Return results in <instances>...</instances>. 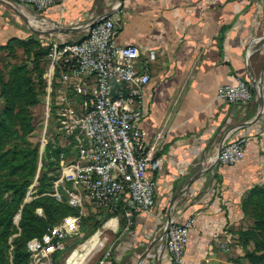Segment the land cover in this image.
Segmentation results:
<instances>
[{
  "label": "crops",
  "instance_id": "1",
  "mask_svg": "<svg viewBox=\"0 0 264 264\" xmlns=\"http://www.w3.org/2000/svg\"><path fill=\"white\" fill-rule=\"evenodd\" d=\"M39 15L62 29L109 15L115 44L136 46L137 68L146 67L150 78L141 88L137 126L161 162L148 173L154 206L131 219L122 213L126 227L111 263L127 254L135 264H169L159 253L168 218L179 224L194 219L183 264L217 256L235 238L248 192L264 186V0H60ZM84 32L55 40H78ZM150 51L155 58L145 62ZM239 80L254 94L245 109L216 96L219 86ZM258 112V120L243 126ZM237 137L247 139L243 160L215 164L223 141Z\"/></svg>",
  "mask_w": 264,
  "mask_h": 264
},
{
  "label": "rangeland",
  "instance_id": "2",
  "mask_svg": "<svg viewBox=\"0 0 264 264\" xmlns=\"http://www.w3.org/2000/svg\"><path fill=\"white\" fill-rule=\"evenodd\" d=\"M39 14L25 6L16 11L0 0V124L5 119L8 125V131L0 133V220L10 221L0 228L5 236L0 242V264H14L16 246L25 255V264H98L107 253L111 261L126 227L122 214L89 205L81 212L39 204L51 196L60 170L74 159L62 114L72 110L77 115L83 101L75 92L72 64L54 62L50 56L51 42L59 34L53 30L37 33V29L55 28L47 22L50 28L27 23V17L40 18ZM56 150H60L58 155ZM259 204L250 205L235 238L204 264H264L258 259L264 254V230L254 219L264 209V203L263 207ZM25 207L43 223V230L37 228L43 231L39 237H21ZM69 218L77 219L75 227L62 237H53V229L64 226ZM58 251L62 253L56 258ZM131 263L126 254L119 264Z\"/></svg>",
  "mask_w": 264,
  "mask_h": 264
},
{
  "label": "built area",
  "instance_id": "3",
  "mask_svg": "<svg viewBox=\"0 0 264 264\" xmlns=\"http://www.w3.org/2000/svg\"><path fill=\"white\" fill-rule=\"evenodd\" d=\"M12 1L42 13L60 0ZM114 34L115 24L107 18L85 29L78 40L58 38L51 42L50 56L54 62L72 64V76L77 81L75 92L83 98L77 115L72 110L62 114V125L73 142L74 159L60 170L51 197L81 212L85 205L110 213L121 209L131 219L133 213H147L154 206L155 188L148 173L159 170L161 162L155 157V146L147 144L146 132L137 126L142 115L141 88L150 80L147 68L139 71V49L117 46ZM144 58L145 62L153 61L155 52L150 51ZM216 96L226 104L245 109L254 94L245 81L239 80L235 85L219 86ZM246 144L244 137L226 139L214 163L229 167L239 164ZM76 222L77 219H67L51 235L62 237ZM193 224L190 218L182 224L170 220L168 227L167 222L163 226L164 247L159 253L167 254L169 264L184 263ZM45 238L50 241V237ZM98 264H111L108 253Z\"/></svg>",
  "mask_w": 264,
  "mask_h": 264
},
{
  "label": "trees",
  "instance_id": "4",
  "mask_svg": "<svg viewBox=\"0 0 264 264\" xmlns=\"http://www.w3.org/2000/svg\"><path fill=\"white\" fill-rule=\"evenodd\" d=\"M19 92H17V96L18 99H21V94H18ZM11 116V112H12V106L8 108L7 110ZM13 113V112H12ZM5 117V116H4ZM8 131V125L6 123V120L3 119V121L0 124V133ZM60 152V150H56L55 154L58 155V153ZM52 192H50L51 194ZM22 197V196H21ZM21 197H20V201L21 202ZM19 202L16 204V208L19 205ZM260 203L259 206L263 207V203H264V186L263 187H256L251 189L248 194L246 195V197L243 200L242 203V212L245 215H247L248 213V208L250 207V205H253L254 207L256 206L255 204ZM39 204L44 206L45 204L55 207H59V208H63L66 211L68 210H73L71 209L65 201H63L62 203H58L56 202L51 196H46L45 198H43L42 200L39 201ZM261 209V208H260ZM56 209H54L55 211ZM75 211V210H74ZM262 214H256V216L254 217V219H256V222H259V225L263 228L264 230V209L263 211H260ZM123 211L121 209H118L116 212H114L112 215L114 214H122ZM10 225V221L7 222ZM5 221L0 220V228H2L3 225H8ZM40 223V225H39ZM42 221H39L37 219L34 218L33 216V212L31 209H29L28 207H25L23 209L22 212V220L20 223V227H21V237H26L28 239L37 236L39 237L43 231H39L37 228L38 227H42L43 230V226H42ZM5 236L1 233L0 234V242L1 239H4ZM17 243V242H15ZM62 253V251H58L56 252L55 256L56 258H58V256ZM25 255L20 251V249L18 248V246L15 247V249L13 250V262L14 264H25ZM262 263H264V254L258 258Z\"/></svg>",
  "mask_w": 264,
  "mask_h": 264
},
{
  "label": "water",
  "instance_id": "5",
  "mask_svg": "<svg viewBox=\"0 0 264 264\" xmlns=\"http://www.w3.org/2000/svg\"><path fill=\"white\" fill-rule=\"evenodd\" d=\"M1 1H3V2H5L6 4H8L9 6H11L12 8H14L16 11H17V9H19V6L16 4V3H14V2H12V1H10V0H1ZM120 2H121V0H119ZM19 14V16L21 17V18H24L20 13H18ZM109 17V15H106V16H104V17H102V18H91L86 24H83L82 26H79L78 28H75V29H59V28H57L56 26H55V24L53 23V22H51V24L54 26V28L56 29V30H53L54 32H56V33H58V34H66V33H69V32H72V31H75V30H81V29H87V28H91L92 27V25L93 24H95L96 22H98V21H100V20H104V19H107ZM29 27V26H28ZM30 28V27H29ZM31 29V28H30ZM32 30V29H31ZM32 31H34V30H32ZM34 32H37V31H34ZM37 33H39V34H44V35H46V34H48L47 32H37ZM263 40H264V34H263ZM260 115H261V112H258L257 113V115H256V117L249 123V124H245V125H243V126H247V125H250L251 123H253V122H255L256 120H258L259 119V117H260ZM219 152H220V149H219V151H218V154H219ZM169 222H170V219L168 218L167 219V227H168V225H169ZM167 227H166V230L163 232V236L166 234V231H167ZM140 261H141V259L139 260V262H138V264L140 263Z\"/></svg>",
  "mask_w": 264,
  "mask_h": 264
},
{
  "label": "bare ground",
  "instance_id": "6",
  "mask_svg": "<svg viewBox=\"0 0 264 264\" xmlns=\"http://www.w3.org/2000/svg\"><path fill=\"white\" fill-rule=\"evenodd\" d=\"M24 14V13H23ZM24 15H26V14H24ZM29 22H31L33 25H36V24H39V25H44V26H47V24L44 22V21H40L38 18L36 19V18H34V19H29L28 17H27V23H29ZM36 23V24H35ZM30 24V23H29ZM37 26V25H36ZM51 26H49V28H50ZM38 31H40V32H46V31H52V30H55V29H43V30H39V29H37ZM60 36V35H59ZM61 36H65V34L64 35H61Z\"/></svg>",
  "mask_w": 264,
  "mask_h": 264
}]
</instances>
